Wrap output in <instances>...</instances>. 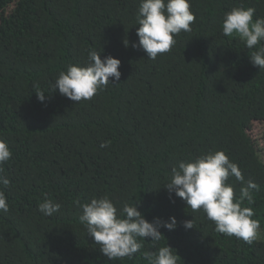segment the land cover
<instances>
[{
	"label": "trees",
	"instance_id": "1",
	"mask_svg": "<svg viewBox=\"0 0 264 264\" xmlns=\"http://www.w3.org/2000/svg\"><path fill=\"white\" fill-rule=\"evenodd\" d=\"M189 2L191 31L151 60L131 46L139 0H0V139L12 153L3 164L10 184L0 185L9 206L0 212V264H149L144 254L165 245L177 264H264V162L249 134L264 122V69L250 62L264 41L249 49L222 33L225 12L253 7L255 20L264 0ZM90 49L121 61L120 81L109 78L79 103L52 90L67 65H85ZM209 150L223 151L258 185L254 202L242 205L259 223L251 245L214 231L202 210L164 186L179 161ZM227 183L238 198L241 183ZM104 195L118 210L135 204L148 222L174 217L176 228H159V241L138 237L133 257L109 260L74 203ZM45 197L61 205L52 216L38 211Z\"/></svg>",
	"mask_w": 264,
	"mask_h": 264
},
{
	"label": "clouds",
	"instance_id": "2",
	"mask_svg": "<svg viewBox=\"0 0 264 264\" xmlns=\"http://www.w3.org/2000/svg\"><path fill=\"white\" fill-rule=\"evenodd\" d=\"M253 7H233L223 14L222 33L224 36H237L249 49L264 41V17L253 19ZM195 20L190 10L189 0H139L136 14V35L138 44L132 47L143 50L148 59L155 60L159 54L171 51L176 44V35L191 31ZM127 47L129 42L124 40ZM253 66L264 69V45L254 51L250 57ZM121 61L111 55L100 57V52L90 49L85 65L66 66L58 73L51 88L58 89L66 98L80 102L90 100L112 82L120 81ZM37 99L44 102L46 94L35 92ZM104 142L100 147H107ZM12 156L7 143L0 139V185L9 186L10 180L4 175L3 164ZM234 176L242 185L237 198L234 188L227 183ZM171 193L181 198L193 211H203L206 218L213 222L214 231L227 236H235L251 245L257 238L258 221L252 219L251 207L242 206L244 201L251 205L253 191L258 188L252 180H245L239 166L230 161L223 151L203 153L190 160H181L170 170L168 183L164 185ZM81 210L80 223L86 234L91 236L99 250L109 260L131 258L140 251L142 245L137 238L150 237L159 241L162 234L159 228L169 231L176 228L177 221L169 217L168 221L154 218L148 222L135 204L124 203L118 210L109 196L91 198L90 202L74 201ZM38 211L45 216L57 213L61 205L45 197L38 204ZM9 206L5 193L0 190V212L7 213ZM185 229H192V220L182 222ZM144 258L149 264H177L178 255L165 245L156 252H146ZM180 259V258H179Z\"/></svg>",
	"mask_w": 264,
	"mask_h": 264
},
{
	"label": "rangeland",
	"instance_id": "3",
	"mask_svg": "<svg viewBox=\"0 0 264 264\" xmlns=\"http://www.w3.org/2000/svg\"><path fill=\"white\" fill-rule=\"evenodd\" d=\"M249 134L255 140L260 159L264 162V122L253 123Z\"/></svg>",
	"mask_w": 264,
	"mask_h": 264
}]
</instances>
